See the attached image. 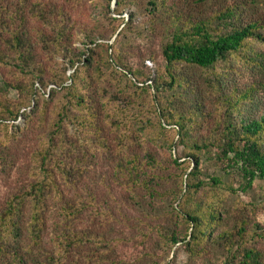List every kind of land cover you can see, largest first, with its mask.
Returning <instances> with one entry per match:
<instances>
[{
    "label": "trees",
    "instance_id": "16d2710c",
    "mask_svg": "<svg viewBox=\"0 0 264 264\" xmlns=\"http://www.w3.org/2000/svg\"><path fill=\"white\" fill-rule=\"evenodd\" d=\"M209 1L99 0L83 21L52 0H0V69L22 93L12 104L0 96V125L8 143L38 131L30 180L0 212V264H104L114 223L128 230L115 237L150 238L168 254L181 244L187 264H264V226L239 194L264 181V109L257 87L230 86L224 67L234 56L264 72L252 45L264 42V26L243 20L237 3L209 10ZM21 117L24 129L10 130ZM151 130L181 149L171 164L143 146ZM8 155L0 149V164ZM99 159L110 164L102 189L86 181ZM116 189L121 217L110 204ZM86 221L105 230L81 229Z\"/></svg>",
    "mask_w": 264,
    "mask_h": 264
},
{
    "label": "rangeland",
    "instance_id": "374dc122",
    "mask_svg": "<svg viewBox=\"0 0 264 264\" xmlns=\"http://www.w3.org/2000/svg\"><path fill=\"white\" fill-rule=\"evenodd\" d=\"M20 0H9V2L16 3ZM35 1V0H30ZM53 2L59 3V5L66 6L72 13L73 19L87 21L90 17H94L98 14V8L96 2L99 0H52ZM232 2L237 3L240 6H243V20L250 21L252 19L261 17L262 24L264 26V0H211L207 4L209 10L219 9L221 6L231 4ZM113 7L115 8L116 5ZM129 13L125 11L122 17L128 19ZM122 28V27H121ZM264 32V28L262 29ZM82 36V35H79ZM116 35L110 41L111 43L115 40ZM142 48L147 49L150 44L147 42L138 41ZM253 49L257 52L264 54V42L253 41ZM157 46V43L154 44V47ZM75 47L83 48L81 41L75 43ZM48 59H51L49 62ZM44 61L48 62L50 65H60V63L65 62L61 57L55 56L50 57L44 55ZM139 60H135L134 64H138ZM146 64L150 68H154L152 62L147 61ZM228 66L230 69V75L226 77V81L230 83V86H238L240 89L249 86H256L257 92H255V102L259 104V110L264 109V72L261 68L253 66L252 63H248L245 60H242L240 57H232L225 66ZM73 69L68 67V76L73 73ZM11 70L9 68L0 69V96H3L7 99L8 103L18 102L22 96V93L6 84L7 81H12L10 74ZM71 81L66 82L69 84ZM44 93V92H42ZM46 93H49V89ZM41 96H38L40 99ZM145 102L147 97L144 98ZM12 124L17 125L24 129L25 127V118L21 117L17 122L11 123L9 129L12 130ZM72 126L70 130H72ZM13 131V130H12ZM38 131L34 129H29L28 131L19 132L15 138H12L11 142L8 143V138L6 137V128L3 125H0V149L6 150L9 149L12 156L8 155L7 163L0 164V212H2L7 206V201L14 194H18L26 188L30 178L28 177V164H29V154L34 150L37 145ZM141 141L143 146H149L152 150L157 152L160 158L166 163L171 164L172 156H178V153L181 152V149H174L167 146L166 141L163 140L161 134H157L154 131H149L142 135ZM6 144H9L6 148ZM9 153V152H8ZM91 174L87 177L86 181L93 184H97L99 188L102 187L101 177L103 174L110 171V164L105 163L104 160H97L90 168ZM218 168L211 167V172L217 171ZM176 170H173V172ZM235 185H239L236 183ZM102 189V188H101ZM103 189L101 194H106ZM116 199L110 197V204L113 208L116 217H121L124 215L122 208L118 207L120 205H126L124 199V191L118 189L115 190ZM100 194V195H101ZM240 197L247 204L253 203L256 207H249L247 213L251 220L255 223L262 224L264 226V181L257 179L254 182V187L248 192H239ZM119 201V202H117ZM49 229L48 237H52L54 222L56 221V216L51 215L49 220ZM113 224V223H112ZM110 224V225H112ZM109 225V226H110ZM81 229H91L94 231L105 230L100 229L99 226H94L93 224L86 221L84 224L79 225ZM113 234L117 233H126L128 230L123 227L120 223H114ZM109 230V229H108ZM113 235L112 242L110 244L101 245V250L103 252L104 264H116L119 260L126 261L127 264H187L188 261V252L183 248L181 244L173 248L172 252L168 254L167 250L159 247L156 242L150 238L146 239L141 236H133L132 239L117 238ZM257 247L264 251V236L257 243ZM214 257V253L210 255ZM219 263L220 260H219ZM218 263V264H219ZM197 264H207L205 259H200L197 261Z\"/></svg>",
    "mask_w": 264,
    "mask_h": 264
},
{
    "label": "water",
    "instance_id": "95a60500",
    "mask_svg": "<svg viewBox=\"0 0 264 264\" xmlns=\"http://www.w3.org/2000/svg\"><path fill=\"white\" fill-rule=\"evenodd\" d=\"M114 5H116V0H114Z\"/></svg>",
    "mask_w": 264,
    "mask_h": 264
}]
</instances>
